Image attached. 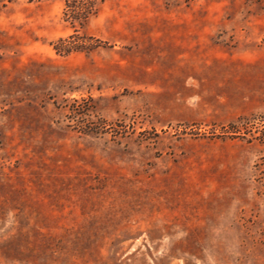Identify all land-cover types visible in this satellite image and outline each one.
<instances>
[{
	"label": "rangeland",
	"instance_id": "374dc122",
	"mask_svg": "<svg viewBox=\"0 0 264 264\" xmlns=\"http://www.w3.org/2000/svg\"><path fill=\"white\" fill-rule=\"evenodd\" d=\"M0 264H264V0H0Z\"/></svg>",
	"mask_w": 264,
	"mask_h": 264
}]
</instances>
